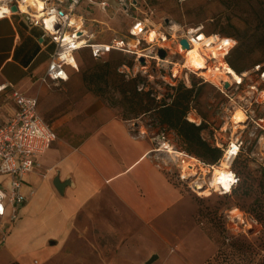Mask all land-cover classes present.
Masks as SVG:
<instances>
[{
  "label": "crops",
  "instance_id": "1",
  "mask_svg": "<svg viewBox=\"0 0 264 264\" xmlns=\"http://www.w3.org/2000/svg\"><path fill=\"white\" fill-rule=\"evenodd\" d=\"M40 34V27L29 25L19 13L0 18V84L10 83L24 95L36 97L38 114L56 133V139L45 152L36 155L24 177L21 191L26 200L0 245V264H43L56 257L70 237L74 238L72 247H76L79 238L74 235L81 230L78 219L83 214L92 223L86 228L87 234L95 235L88 239L92 243L97 242V234L106 231L119 237L127 235L111 261L104 254H96L95 246L91 248L92 257L101 264H147L153 254L159 259L155 250L144 253L142 244L146 246L151 237L158 235L168 242L158 225L164 226L186 197L150 154L153 141L131 135L129 120L99 108L79 123L77 111H57L59 103L49 100L48 88L54 85L39 80L54 44L42 40ZM106 38L97 35L96 40L107 41ZM83 50L76 51L78 70L67 67V80L79 71L78 56ZM67 80L59 85H66ZM10 90L8 87L0 91V125L16 110ZM55 177L65 182L62 192L53 184ZM106 211L111 218H126V226L96 225ZM160 218L166 220L159 222ZM176 239L180 251L172 261L167 256V264L182 261L183 255L192 264L197 263L196 250L180 235ZM169 252L174 251L170 248Z\"/></svg>",
  "mask_w": 264,
  "mask_h": 264
},
{
  "label": "rangeland",
  "instance_id": "2",
  "mask_svg": "<svg viewBox=\"0 0 264 264\" xmlns=\"http://www.w3.org/2000/svg\"><path fill=\"white\" fill-rule=\"evenodd\" d=\"M137 1L140 2L138 9L131 7L125 12L118 0H110L111 6L103 12L96 5H89L87 0H82L76 12L84 14L87 19L94 18L102 21V24L88 21V28L95 31L97 35H105L108 40L114 36H127L131 15H143L142 12H147L148 8H151L153 13L150 14V17L155 28L159 23L164 24L163 21L168 19L167 23L173 21L179 27L203 23L207 33L230 34L235 39L231 51L237 46L240 49L238 52L240 55L236 57L235 62L242 68V71L250 68L256 62L264 63V0ZM141 46L143 45L140 44L138 47ZM135 56L136 54L132 52L113 51L96 59L89 55L88 50L84 49L78 56L79 71L65 82L66 85L47 87L50 92L49 100L59 103L58 112L63 109L77 111L75 118L79 123L85 121L87 116L95 114L99 108L122 116L121 104L115 103V100L119 99V94L112 88L105 95L94 93L83 82L82 72L85 69L97 68L100 63L106 60H122L132 71L138 67V63L134 59ZM152 66L153 62L151 61L146 73L136 74L143 78V83L140 82L138 85L145 89L153 88V94L159 100L164 96L167 97V93H171L172 90L164 87L162 80L156 76V71L152 70ZM123 67V64L119 66L120 73L119 69ZM149 73L154 75L153 78L147 77ZM126 78L129 77L126 76ZM196 78L195 75L190 77L191 81L198 79ZM201 85L196 106L208 121L207 129L223 126L225 128V131H222L224 136L227 137L232 132L234 133L236 130L233 131L232 121H230L228 112L226 115L225 109H232L234 100H241L238 93L235 92L231 99H228L212 83L204 82ZM166 99L169 100V98ZM46 105L43 108H46ZM129 116L132 115L129 114ZM135 122L148 126L147 128L151 129L153 133L161 130L158 127L155 113L151 111L141 113ZM251 129L252 125H249L241 134L246 140L250 138ZM166 132L173 147L183 146L174 131L166 130ZM246 146L245 152L240 154L233 164L239 171V184L232 193L228 194L220 195L211 192L208 196H199L186 183L180 182L176 178L174 164L169 163L161 166L170 181L179 188L186 198L183 200V205L179 206L177 213L173 214L172 218L163 224L164 226L158 225L162 236L168 242L166 243L158 235L157 238L151 237V241L146 246L142 244L144 253L149 249L155 250L159 254V259L151 264H167V256L168 261L174 259L175 253L180 251L178 239H176L178 235L189 247L196 250L194 260L199 261L195 264L264 263V157L258 153L259 150L254 140ZM234 208L241 212V221L233 219L231 210ZM106 213L104 218L97 219L96 225L109 226L112 224L118 228L126 226V218H111L107 216L108 211ZM166 218L158 220L161 222ZM78 222L81 230L74 235L79 238L78 245L72 247L74 238L70 237L57 256L46 260L43 264H90L92 261L95 262L94 264H101L98 262L100 260L92 257L91 248L93 246L98 249L95 250L96 254H104L111 261L117 253L118 245L123 243L127 237V235L119 237L117 234H109L106 231L104 234H97V242L92 243L88 239L95 235L91 236L86 233L87 226H92L91 221H88L83 214L79 217ZM182 233L183 235H181ZM233 241L243 245V251H234ZM170 248L173 249V254H170ZM183 256L182 261L174 264H192L193 261L190 258L186 255Z\"/></svg>",
  "mask_w": 264,
  "mask_h": 264
},
{
  "label": "built area",
  "instance_id": "3",
  "mask_svg": "<svg viewBox=\"0 0 264 264\" xmlns=\"http://www.w3.org/2000/svg\"><path fill=\"white\" fill-rule=\"evenodd\" d=\"M20 1L0 0V3L5 2L7 6V9L0 11V18L19 13L29 25L40 27L42 40L48 39L54 44L46 70L39 79L43 84L57 86L67 80V67L78 70L76 51L88 48L91 57L96 59L113 51L135 53L134 59L138 67L131 71L123 64L124 67L119 69L127 77H134L139 72L146 73L152 61V70L156 71V76L162 80L165 88L172 90L179 83L190 88V77L195 75L202 82L212 83L228 99L235 92L238 93L241 100H232V109H225L232 121V129L234 131L236 128V131L226 137L222 134L225 131L223 126L211 127L210 130L205 127L201 130L202 139L221 151L214 163H205L188 154L182 147H173L164 127L153 133L148 126L136 123L137 118L129 120L133 137H148L153 141L150 154L157 165L162 168V165L174 164L176 178L186 183L197 195H203L201 191L205 189L220 195L230 193L240 179L232 164L253 140L258 153L264 157V63H254L243 71L233 69L237 73L233 75L229 71L231 66L227 62V55L233 48L235 39L218 33H207L203 23L185 25L174 31L171 23L164 20V24L159 23L155 28L150 17L153 11L148 8L147 12H142L143 15H131L127 36H114L107 41H98L97 33L88 28L87 22L102 24V21L87 19L84 14L76 12L82 0H41V7L28 6L24 10L19 7ZM118 2L125 12L131 7L138 9L140 4L137 0ZM87 3L102 10L111 6L110 0H87ZM13 4L17 6L16 11L11 10ZM153 29L156 34L151 38ZM182 38L186 39L188 47H183ZM131 41L135 42L133 46L129 45ZM140 44L143 46L138 47ZM195 44L198 46L197 51L205 59V67L186 64V54ZM159 48L165 49V57L158 55ZM147 75L149 79L154 76L152 73ZM226 83L229 84L228 87ZM8 87L11 88L10 95L16 104V110L6 123L0 125V245L5 242L8 226L18 218L19 209L26 200L21 191L25 175L33 167L36 155L45 152L56 139L55 131L36 110L37 98L24 95L7 82L0 84V91ZM142 88L143 86H138L139 90ZM238 108L246 115L244 122H235L233 119ZM186 118L196 125L202 123V118L193 106ZM249 125H252V129L250 138L246 140L241 134ZM189 161H194L195 164L189 165Z\"/></svg>",
  "mask_w": 264,
  "mask_h": 264
},
{
  "label": "trees",
  "instance_id": "4",
  "mask_svg": "<svg viewBox=\"0 0 264 264\" xmlns=\"http://www.w3.org/2000/svg\"><path fill=\"white\" fill-rule=\"evenodd\" d=\"M218 34L233 38L227 33ZM239 50V46H237L227 55V62L236 71H242V68L235 62L236 57L240 55L238 53L240 52ZM122 64H125L122 60H106L100 63L97 68L83 70L82 80L87 88L96 94L105 95L110 88L117 92L119 99L115 100V103L118 102L121 104V117L123 119L132 120L143 112H154L158 127H164L166 130L174 131L183 143L182 148L188 154L205 163H214L219 158L221 151L219 148L212 146L202 139L201 130L207 126V119L199 112L196 106V99L201 91V84L204 82L196 78L197 80H192V86L190 88L179 83L172 89L171 93H167V97L164 96L157 100L153 94V88L148 87L145 89L143 87L140 90L138 89V84L140 82L143 83V78L140 75L126 78L123 72L120 73L118 71L119 66ZM166 98H169V100ZM191 106L196 108L197 113L202 118L200 125H196L186 118ZM129 114L132 116H129ZM233 168L239 174V171L234 166ZM238 184L230 193L237 188ZM232 244L234 245V251H243L244 246H241L237 241H233ZM10 264L16 263L12 262Z\"/></svg>",
  "mask_w": 264,
  "mask_h": 264
},
{
  "label": "bare ground",
  "instance_id": "5",
  "mask_svg": "<svg viewBox=\"0 0 264 264\" xmlns=\"http://www.w3.org/2000/svg\"><path fill=\"white\" fill-rule=\"evenodd\" d=\"M24 1V2H23ZM43 5V2L41 0H21L19 2V7L20 9L24 10L26 9L28 6L29 7H33V8H37V7H41ZM2 9H7L6 3H0V11ZM74 21L79 22L77 19H74ZM171 27L174 31L179 29V26L175 23V22H171ZM156 34V31L153 29V31L150 34L151 38H154V35ZM214 38V37H212ZM135 44L134 41H131L130 45L133 46ZM197 44H195V46L189 50V52L186 54V64L190 65V66H194V67H205V59L204 57H202L199 52L197 51ZM214 55L217 56V54L214 52ZM229 71L232 72L233 75H236L237 73L233 70L232 67H229ZM233 119L235 120V122H244L246 120V115L245 113L240 110L239 108L236 110ZM236 130V128H234V131ZM144 158V157H143ZM142 158V159H143ZM185 163H187V161H185ZM194 161H189V165H194ZM131 169V168H130ZM128 171V170H127ZM201 187V186H200ZM201 193H203V195L208 196L211 194V192H209V190L205 189L203 191H201ZM231 214L233 216L234 220H242V214L239 210H237L236 208L231 210Z\"/></svg>",
  "mask_w": 264,
  "mask_h": 264
},
{
  "label": "water",
  "instance_id": "6",
  "mask_svg": "<svg viewBox=\"0 0 264 264\" xmlns=\"http://www.w3.org/2000/svg\"><path fill=\"white\" fill-rule=\"evenodd\" d=\"M11 10L12 11H16L17 10V6L15 4L11 5ZM166 22H168L169 20L168 19H165ZM181 44L183 45V47H188V42L186 41V39L182 38L181 39ZM158 55L160 57H165L166 55V51L165 49L163 48H159L158 49ZM141 61H143V58H140ZM229 84L226 83V87H228ZM53 184L54 186L56 187V189L59 191V192H62L63 191V187L65 185V182H60L58 177H55L53 179ZM157 258V255L156 254H153L148 260H147V264H150L151 262H153L155 259Z\"/></svg>",
  "mask_w": 264,
  "mask_h": 264
}]
</instances>
